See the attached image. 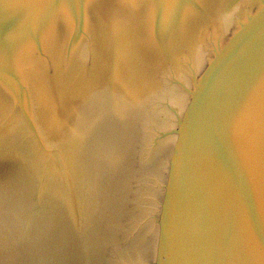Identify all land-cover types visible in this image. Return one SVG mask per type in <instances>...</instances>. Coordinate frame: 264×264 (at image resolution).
Returning <instances> with one entry per match:
<instances>
[{"label": "water", "instance_id": "obj_1", "mask_svg": "<svg viewBox=\"0 0 264 264\" xmlns=\"http://www.w3.org/2000/svg\"><path fill=\"white\" fill-rule=\"evenodd\" d=\"M0 264H264V0H0Z\"/></svg>", "mask_w": 264, "mask_h": 264}]
</instances>
